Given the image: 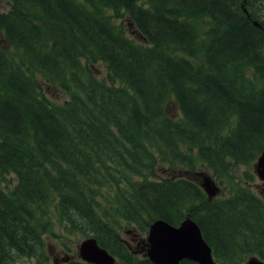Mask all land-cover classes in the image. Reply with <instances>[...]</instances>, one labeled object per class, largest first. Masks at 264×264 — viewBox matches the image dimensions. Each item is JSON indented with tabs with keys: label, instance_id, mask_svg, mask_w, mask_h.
<instances>
[{
	"label": "trees",
	"instance_id": "16d2710c",
	"mask_svg": "<svg viewBox=\"0 0 264 264\" xmlns=\"http://www.w3.org/2000/svg\"><path fill=\"white\" fill-rule=\"evenodd\" d=\"M252 3L264 12V0H9L0 264L10 248L44 264L55 224L95 237L115 264H152L119 228L146 235L187 215L219 263L264 261V199L250 170L235 171L264 149V21ZM47 88L67 98L55 105ZM161 165L179 174L158 178ZM201 173L225 191L208 200Z\"/></svg>",
	"mask_w": 264,
	"mask_h": 264
},
{
	"label": "water",
	"instance_id": "95a60500",
	"mask_svg": "<svg viewBox=\"0 0 264 264\" xmlns=\"http://www.w3.org/2000/svg\"><path fill=\"white\" fill-rule=\"evenodd\" d=\"M255 25L259 23L253 21ZM254 171L264 182V149L254 163ZM200 185L211 200L219 191L217 185L207 174H201ZM264 199V189L261 190ZM146 256L153 264H179L183 259L198 264H219L213 257L212 249L202 236L198 224L187 215L178 225L158 218L149 224L145 238ZM78 257L91 264H115L116 257L100 246L97 240L88 236L77 246ZM68 256L61 258L62 262ZM229 264V263H223ZM246 264H264L256 256L249 257Z\"/></svg>",
	"mask_w": 264,
	"mask_h": 264
},
{
	"label": "rangeland",
	"instance_id": "374dc122",
	"mask_svg": "<svg viewBox=\"0 0 264 264\" xmlns=\"http://www.w3.org/2000/svg\"><path fill=\"white\" fill-rule=\"evenodd\" d=\"M10 7L9 0H0V10L6 11ZM252 11L256 14V17L259 18V20L264 21V12L260 11V9L256 8L255 5L252 3L251 5ZM258 23L257 20H254ZM0 48L5 50L6 52L9 51V48L7 44L5 43L2 32L0 30ZM93 69V74L103 77L105 75V70L102 65L97 64L92 67ZM47 96L52 100V102L55 105H61L62 102L67 98V95L64 94L63 92L56 91L53 89H46ZM163 168L161 170L155 169L157 171L154 175L158 178L164 177L167 174H171V176H177L179 174V171L175 168L173 172L168 170V168H171L169 165H161ZM254 163L250 164L248 166H242V167H236L235 171L237 173L243 172L244 170L248 169L251 171L253 178L251 181H249V186L250 187H255L257 186L259 189L264 187V184L257 178L256 173L254 171ZM198 168H205L201 166H197L196 169ZM207 172L205 169H198L196 172ZM208 173V172H207ZM202 174V173H201ZM8 176V181H7V186L8 188H11L13 184L16 182V178L13 174H9ZM195 178H199L198 175H194ZM201 179V178H199ZM219 187V193L224 192L225 188L221 185H218ZM256 189V187H255ZM217 192V194H219ZM216 194V195H217ZM216 195H214L216 197ZM119 235L120 237L129 243V248L134 251L135 253L140 252V248L145 242L146 235H139L138 231L134 226L128 225L120 229L119 228ZM45 237V243H46V249L49 253L48 259L44 264H53V261L56 260L59 262V259L65 255H69L70 257L77 259V246L80 244V242L85 239L87 236L83 235L82 233L78 231H74L72 233H68L66 230L62 231L61 228L55 224L53 226V231L52 232H46L44 234ZM250 257V256H249ZM247 257L245 262L246 263ZM30 261H25L27 264H37V261H35L34 258H28Z\"/></svg>",
	"mask_w": 264,
	"mask_h": 264
},
{
	"label": "flooded vegetation",
	"instance_id": "af4514ba",
	"mask_svg": "<svg viewBox=\"0 0 264 264\" xmlns=\"http://www.w3.org/2000/svg\"><path fill=\"white\" fill-rule=\"evenodd\" d=\"M140 253H143V255H146V244L143 242L141 248H140ZM15 253L14 251L10 248V252L8 254H6V256H4V261L3 264H21V263H25L27 264L25 261L26 260H16L15 258Z\"/></svg>",
	"mask_w": 264,
	"mask_h": 264
}]
</instances>
